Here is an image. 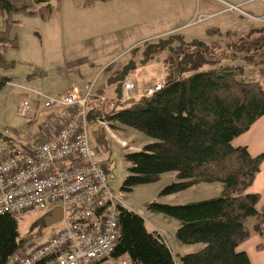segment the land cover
I'll return each mask as SVG.
<instances>
[{"label": "rangeland", "instance_id": "rangeland-1", "mask_svg": "<svg viewBox=\"0 0 264 264\" xmlns=\"http://www.w3.org/2000/svg\"><path fill=\"white\" fill-rule=\"evenodd\" d=\"M83 1L62 0L60 11H53L46 21L34 16H14L20 21L11 30L17 37L18 48L5 53L15 61V67L0 70V75L10 78L0 91V131L9 129L20 137L38 134L48 112L40 111L32 120L18 118L15 113L20 100L34 97L25 87L56 97L73 84H93L97 88L110 79L114 84L103 89L108 95H119L121 88L116 89L115 83L121 81L125 70L129 71L125 80H133L130 73L134 71L142 87L162 82L164 77L223 66H241L246 80L264 86V41L257 39L258 49L248 44L264 31H252L264 29V0H113L97 2L92 7L75 4ZM229 4L238 6L239 11L230 10ZM257 17L260 18L255 20ZM248 56L257 61L249 63ZM108 66L110 69L105 71ZM101 126L105 130L100 142H93L92 138L90 141L97 151L96 160L108 166V189L122 194L129 209L144 220L149 231L161 236L174 255L199 249L200 244L184 245L177 241L179 221L150 213L146 206L153 201L186 205L217 198L220 195L216 188L221 184L201 183L179 193L162 195L166 186L177 181L176 173L170 172L124 192L121 188L129 167L125 154L140 151L155 139L131 129L114 132L106 123ZM47 213V209H38L16 215L23 250L45 242L62 229L61 222L50 226L43 223ZM109 256L99 264L125 260H112Z\"/></svg>", "mask_w": 264, "mask_h": 264}, {"label": "trees", "instance_id": "trees-1", "mask_svg": "<svg viewBox=\"0 0 264 264\" xmlns=\"http://www.w3.org/2000/svg\"><path fill=\"white\" fill-rule=\"evenodd\" d=\"M61 1L0 0V70L15 67V61L5 56L9 49L18 48L17 37L11 30L20 21L14 16H34L46 21L53 11L60 10ZM107 1L111 0H84L82 6ZM258 30L264 29H252L254 33ZM258 38L264 41V31L248 44L258 49ZM247 60L257 61L253 56ZM109 69L110 66L104 70ZM126 71L121 81L115 83L116 89L121 88L119 95H108L103 89L114 84L110 79L105 86L99 85L97 92L119 98L122 84L129 76ZM243 73L241 66H223L174 75L164 79L161 89L136 98L132 104L120 103L107 113H88L93 142H100L105 130L101 123L114 132L131 129L155 139L142 150L125 154L129 167L122 191L152 183L170 172L176 173L177 181L166 186L162 195L179 193L201 183L221 184L217 198L186 205L153 201L146 206L150 213L179 221L177 241L184 245L200 244L199 249L174 255L156 231L146 228L138 214L118 206L119 238L110 259L125 258L129 264H251L247 255L236 248L251 237L252 229L259 235L264 232V208L256 210L259 195L247 192L264 153L251 157L245 147L233 148L231 141L264 115V86L246 80ZM9 81L8 76L0 75V91ZM95 126L98 130H94ZM21 248L16 215L0 214V264H5Z\"/></svg>", "mask_w": 264, "mask_h": 264}, {"label": "built area", "instance_id": "built-area-1", "mask_svg": "<svg viewBox=\"0 0 264 264\" xmlns=\"http://www.w3.org/2000/svg\"><path fill=\"white\" fill-rule=\"evenodd\" d=\"M228 8L239 11L238 6ZM163 85L156 82L138 92L136 84L126 80L119 98L98 93L93 84L72 85L56 97L25 87L34 100H20L16 116L32 120L40 111L48 116L37 135L0 131V214L61 207L63 227L41 244L19 249L5 264H94L112 253L119 238L117 208L129 207L122 194H113L106 185L109 170L96 160L88 113H107Z\"/></svg>", "mask_w": 264, "mask_h": 264}, {"label": "crops", "instance_id": "crops-1", "mask_svg": "<svg viewBox=\"0 0 264 264\" xmlns=\"http://www.w3.org/2000/svg\"><path fill=\"white\" fill-rule=\"evenodd\" d=\"M75 4L77 6L84 7L82 6V2L75 3ZM92 6H89V7H92ZM130 75L137 86L138 92H141L145 87L151 86L154 83V82L151 83V85L145 84L142 87H140L138 82L136 81L134 71L131 72ZM163 79H165V77ZM163 79L162 81H164ZM73 85L76 86L75 84ZM138 86L140 88H138ZM231 146L233 148L245 147L251 157H256L260 154H263L264 153V115L261 116L257 121H255L246 132H244L240 136L233 139L231 141ZM209 187H212V186H209ZM216 189H217L216 190L217 194H219L221 191V186H217ZM247 192L255 193L259 195L260 199L256 205V210L260 212L264 208V159L260 164L259 171L253 183L247 189ZM249 224H250V227L252 228L253 221L251 220ZM263 237H264V232L263 234L259 235L258 233H255L252 229L251 237L247 239L245 242H243L241 245H239L236 248V251L244 252L247 255L251 264H264V239ZM183 252H186V250Z\"/></svg>", "mask_w": 264, "mask_h": 264}, {"label": "water", "instance_id": "water-1", "mask_svg": "<svg viewBox=\"0 0 264 264\" xmlns=\"http://www.w3.org/2000/svg\"><path fill=\"white\" fill-rule=\"evenodd\" d=\"M135 102V99H131L126 102V104H132ZM63 210L61 207H54L51 211H49L43 218V223L46 226L53 225L62 220Z\"/></svg>", "mask_w": 264, "mask_h": 264}, {"label": "bare ground", "instance_id": "bare-ground-1", "mask_svg": "<svg viewBox=\"0 0 264 264\" xmlns=\"http://www.w3.org/2000/svg\"><path fill=\"white\" fill-rule=\"evenodd\" d=\"M106 259V258H105Z\"/></svg>", "mask_w": 264, "mask_h": 264}]
</instances>
